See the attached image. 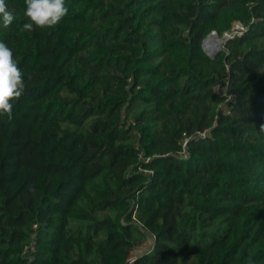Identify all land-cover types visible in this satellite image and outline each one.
Segmentation results:
<instances>
[{
    "label": "trees",
    "instance_id": "obj_1",
    "mask_svg": "<svg viewBox=\"0 0 264 264\" xmlns=\"http://www.w3.org/2000/svg\"><path fill=\"white\" fill-rule=\"evenodd\" d=\"M5 3L26 87L0 117V264H127L151 236L134 264H264V0H66L31 32Z\"/></svg>",
    "mask_w": 264,
    "mask_h": 264
},
{
    "label": "clouds",
    "instance_id": "obj_2",
    "mask_svg": "<svg viewBox=\"0 0 264 264\" xmlns=\"http://www.w3.org/2000/svg\"><path fill=\"white\" fill-rule=\"evenodd\" d=\"M24 16L27 22L21 31L31 32L34 28L54 29L68 15L66 0H25ZM16 19L5 0H0V26L7 29ZM23 70L14 58L13 51L4 42H0V117L13 118L14 101L25 91Z\"/></svg>",
    "mask_w": 264,
    "mask_h": 264
},
{
    "label": "built area",
    "instance_id": "obj_3",
    "mask_svg": "<svg viewBox=\"0 0 264 264\" xmlns=\"http://www.w3.org/2000/svg\"><path fill=\"white\" fill-rule=\"evenodd\" d=\"M246 26L239 20H236L233 22L231 28L227 31H225L222 35H219L216 31H212L209 33L203 40V47L205 49V52L211 57L214 58L217 54V51L220 50L216 48V46L212 43V37L216 36L221 39V42L224 44V39L227 41L230 39L235 38L236 36H241L243 32L245 31ZM221 51V50H220ZM229 77L227 76L223 81L217 82L212 86L213 92L218 95L222 96L224 99L221 103L218 104V109H225L226 111H229L228 105L230 102L234 101L236 94L229 91ZM226 107H228L226 109ZM185 143V142H184ZM151 239L148 238L144 242L140 244H136L133 246V248L130 250L129 255L127 257V264H134L138 255L140 254V248L143 246V244H146ZM35 250V241H34V234L33 239L31 240L30 244L26 247V250Z\"/></svg>",
    "mask_w": 264,
    "mask_h": 264
},
{
    "label": "rangeland",
    "instance_id": "obj_4",
    "mask_svg": "<svg viewBox=\"0 0 264 264\" xmlns=\"http://www.w3.org/2000/svg\"><path fill=\"white\" fill-rule=\"evenodd\" d=\"M216 48H218V49H220V50H224V49L227 48V47H226V43H225V45L221 44L219 47H216ZM152 243H153V237L151 236L150 241L147 242L146 244H143V246L140 248V253H141L142 251H145V250L149 249V248L151 247Z\"/></svg>",
    "mask_w": 264,
    "mask_h": 264
},
{
    "label": "bare ground",
    "instance_id": "obj_5",
    "mask_svg": "<svg viewBox=\"0 0 264 264\" xmlns=\"http://www.w3.org/2000/svg\"><path fill=\"white\" fill-rule=\"evenodd\" d=\"M211 41L216 47H219L222 44L221 39L216 36H213Z\"/></svg>",
    "mask_w": 264,
    "mask_h": 264
},
{
    "label": "water",
    "instance_id": "obj_6",
    "mask_svg": "<svg viewBox=\"0 0 264 264\" xmlns=\"http://www.w3.org/2000/svg\"><path fill=\"white\" fill-rule=\"evenodd\" d=\"M223 42H224V44H225V43L227 42V40H226V39H224V41H223ZM219 52H220V50H218V51H217V53H219Z\"/></svg>",
    "mask_w": 264,
    "mask_h": 264
}]
</instances>
